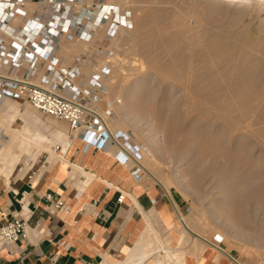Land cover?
Instances as JSON below:
<instances>
[{
    "label": "rangeland",
    "instance_id": "obj_1",
    "mask_svg": "<svg viewBox=\"0 0 264 264\" xmlns=\"http://www.w3.org/2000/svg\"><path fill=\"white\" fill-rule=\"evenodd\" d=\"M81 1L84 3L78 4V9L83 5L91 7L96 16L100 12L97 6L105 7L103 11L113 15L119 11L128 25H122L113 39L112 56L104 57L97 51L108 25L99 29L95 51V47L77 44L63 47L62 55L73 56L67 58L70 64L82 51H94L95 64L111 68L106 79L108 92L101 108L106 111L107 103H113L116 120L108 121L111 129L114 132L123 130L131 142L141 147L146 184L158 186L169 196L171 193L181 196L189 203L188 216L177 225L179 234L185 237L182 245L194 238L218 245L216 240L220 239L222 243L218 246L232 253L240 263L261 264L264 258V199L260 201L254 191L264 179V124L256 118H247L238 125L233 117L217 116L210 110L211 105L204 108L198 99V102L193 99L194 94L199 97L202 87L199 85L207 83L199 55L160 50L157 54L163 64L157 66L151 62L150 55L138 51L136 45L141 37H136V18L156 5L152 6L147 0ZM248 1L259 6L257 10H245L237 28L242 27L244 38H247L246 31H253L255 39L264 40V0ZM237 10L238 3L229 6L228 18L232 19ZM118 16L115 15L113 21H118ZM244 38L236 43L243 42ZM165 41L168 45H180L173 36ZM26 107L29 119L22 131L25 130L27 139L40 142L34 150L44 149L47 142L54 143L53 135L56 143L65 144L64 140H69L71 132L67 122L47 116L29 103ZM36 134L42 135L41 138ZM255 178L259 179L258 184ZM251 186L253 188L249 189ZM243 190L251 194L245 197ZM154 243L151 249L143 251L145 256L158 248ZM158 243L160 249H165L162 240ZM167 258H172L170 252Z\"/></svg>",
    "mask_w": 264,
    "mask_h": 264
},
{
    "label": "crops",
    "instance_id": "obj_2",
    "mask_svg": "<svg viewBox=\"0 0 264 264\" xmlns=\"http://www.w3.org/2000/svg\"><path fill=\"white\" fill-rule=\"evenodd\" d=\"M36 8L35 2L27 5L31 12ZM77 44L95 47L94 51L98 47L97 39L85 42L62 38L57 56L67 63L73 56L62 55L63 47ZM87 52L91 58L84 70L85 80L99 67L93 52L82 51L75 57ZM43 75L44 70L39 69L35 82ZM27 103L11 98L0 101V148L13 131L26 125ZM56 141L28 154L19 167L11 169L0 162V230L14 215L29 219L26 239L0 245V264H179L175 257L167 258V252L173 251L185 255L183 264H242L213 242L194 238L182 245L185 237L179 234L177 225L188 216L189 203L176 194L169 196L158 186L147 185L143 175H135L134 161L117 146L98 149L71 134L67 144ZM56 147L59 150L54 153ZM47 194H52L54 201H64L72 213L55 210L46 200ZM121 194L125 195L122 203ZM93 200H99L95 209L88 206ZM84 206L86 211L79 212ZM95 210L102 215H94ZM146 234L157 241L158 248L149 255L142 252L131 257ZM158 240H162L166 252L159 248Z\"/></svg>",
    "mask_w": 264,
    "mask_h": 264
},
{
    "label": "built area",
    "instance_id": "obj_3",
    "mask_svg": "<svg viewBox=\"0 0 264 264\" xmlns=\"http://www.w3.org/2000/svg\"><path fill=\"white\" fill-rule=\"evenodd\" d=\"M32 2L37 4L33 12L27 9ZM83 3L81 0H0V101L25 100L35 110L67 122L72 137L79 136L98 149L117 146L124 156L134 161L135 175L140 177L144 171L141 147L131 142L123 130L111 129L108 121L116 120L113 103H108L106 111L101 108L108 92L109 65L99 66L98 71L85 80L83 75L90 65V53L78 55L70 64L57 56L62 38L92 42L102 25L110 22L97 51L104 57L112 56L110 47L118 27L128 25L119 11L115 12L119 20L113 21L115 16L107 10L104 12L105 7L97 6L100 12L96 16L91 7L83 5L78 9V4ZM39 69L44 70V75L36 83ZM58 150L56 147L54 153ZM45 198L55 210L72 213L64 201H54L52 194ZM124 199L125 195L121 194L119 202ZM98 204L99 200H93L88 206L95 209ZM86 209L87 206L81 207L79 212ZM94 215L100 217L102 211L95 210ZM28 229L29 219L24 216L6 219L0 230V245L26 239ZM216 242L222 243L220 239Z\"/></svg>",
    "mask_w": 264,
    "mask_h": 264
},
{
    "label": "bare ground",
    "instance_id": "obj_4",
    "mask_svg": "<svg viewBox=\"0 0 264 264\" xmlns=\"http://www.w3.org/2000/svg\"><path fill=\"white\" fill-rule=\"evenodd\" d=\"M147 2L149 4L151 3V5H156V7L136 18V37H141L136 45L138 51L150 55L151 62L157 66L163 64L159 60L160 54L159 57L157 54L160 50L171 53L183 52V55L184 53L187 55H199L201 65H203L202 68L206 73V77L204 78H206L207 81H205L208 84L205 83L204 79L201 80L205 85L200 83L201 85L199 86L202 87L199 90V97H195L196 95L194 94L193 99H198L204 108L207 104L208 106L211 105L213 108L210 110H213L217 116L225 118L233 117L235 123L238 125L242 120L244 121L247 118H256L260 124H264V40L255 39L253 36L255 32L253 33V31H248V33L246 31L245 37L247 38H244V30H242V27L237 28L240 23L239 19L241 14L250 8L257 10L259 5H255V3L249 2L248 0H188V2H179L177 0H147ZM68 3L69 1L65 5ZM235 3H238V10L233 14L232 19L228 18V8ZM260 4L262 3L260 2ZM261 9L259 10L262 11ZM110 26L111 22L108 28ZM120 27L121 25L118 27L115 37L118 31L121 30ZM170 36L178 40L180 45L172 46V44H166L167 42L165 40ZM241 38L245 40L241 43H236V40ZM189 94L191 95L193 92ZM190 95L188 97L192 99ZM7 124L9 125V123ZM24 131L22 129L13 131L10 140L3 143L0 148V162L9 161L7 165L9 164V168L11 169L16 166L19 167L23 159L34 151L35 146H40V142L27 139ZM35 136L41 138L42 135L36 134ZM30 139L33 138L30 137ZM52 141L54 140L52 139ZM64 143L67 144L68 141L64 140ZM255 179L258 184L259 179ZM252 186L249 189L253 187L255 189V185ZM257 188L255 191L254 189L250 191H254L261 201L264 199V179L257 185ZM247 191L249 190L243 192V196L246 197L248 195L247 193H250V191ZM255 193L252 192V194ZM234 198L236 199V197ZM230 210L232 209L230 208ZM233 214L235 215L234 212ZM154 242L155 240H151L148 234L144 235L142 242H139L137 247L132 251L131 257L137 253L141 254L144 248L149 249L153 246ZM177 253H179L178 250ZM172 256L178 260L179 264L184 263V254H176L173 251ZM162 264L167 263L163 261Z\"/></svg>",
    "mask_w": 264,
    "mask_h": 264
}]
</instances>
